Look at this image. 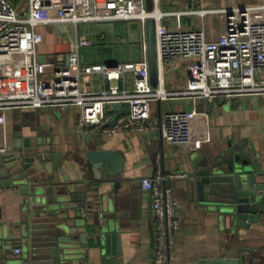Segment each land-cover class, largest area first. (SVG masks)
I'll use <instances>...</instances> for the list:
<instances>
[{"label": "crops", "instance_id": "0c3cea01", "mask_svg": "<svg viewBox=\"0 0 264 264\" xmlns=\"http://www.w3.org/2000/svg\"><path fill=\"white\" fill-rule=\"evenodd\" d=\"M262 2L264 0H158V7L163 12L172 13L163 20L170 30L204 28L209 40H217L225 32V19L219 13L201 15L197 10L231 9ZM42 30L45 42L40 46V53L48 56L54 52V63H64L71 47H62L61 29ZM140 31L143 61L141 23ZM126 37H131L129 31ZM146 38L148 45V33ZM102 59L105 58L99 60ZM99 60L82 63H134L120 54L109 56L104 63ZM163 72L166 87L183 88L189 81L186 64L182 61L166 63ZM131 84L132 77L129 76L128 85ZM105 86L106 81L101 75L95 76L93 81L86 80L84 84L87 90H101ZM202 104L201 101L199 105L203 108ZM190 105V100L183 99L160 102L154 108V116L160 117L172 110L185 111ZM210 107L208 133L201 141L184 145L167 142L159 135L134 132L108 134L103 128H81L78 124L80 109L74 106L11 109L6 127H0V146L6 144L11 151L18 141L30 140L33 146L43 144L51 153L61 154L57 167L52 159L49 165L52 166L54 181L78 186L76 196L84 197L78 204L83 205L79 216H82L81 233L86 240V264H150L153 258L150 251L154 216L151 193L143 189L141 180L154 174L158 156L165 173L186 175L192 170L195 157L218 154L229 142L245 140L256 148L264 171V95L219 97ZM99 150L121 151L125 159L124 172L116 187L103 177H97L93 171L87 153ZM184 179L185 176L174 177L165 184L179 202L181 225L175 239L176 264H264V216L257 223H246L229 232L230 222L224 223L216 213L205 210L193 198L186 196ZM23 199L17 189L0 186V222L4 223L1 230L4 235L10 236L13 242L11 254L16 259L25 256V247L14 230L16 224L22 222L26 211L22 207ZM102 223H110V233L117 237L114 242L111 240L109 246L112 253L116 252V257L110 256L95 243V238L103 233L100 229ZM119 247L121 253L118 252ZM17 248L21 249V253L15 252Z\"/></svg>", "mask_w": 264, "mask_h": 264}, {"label": "built area", "instance_id": "2783aa9c", "mask_svg": "<svg viewBox=\"0 0 264 264\" xmlns=\"http://www.w3.org/2000/svg\"><path fill=\"white\" fill-rule=\"evenodd\" d=\"M201 15L219 13L225 19V32L209 40L204 28L173 31L163 22L166 15L154 0L149 11L146 0H27L15 9L0 0V127L8 122V111L22 108L80 109L81 128H103L108 134L157 133L167 142L184 145L208 133L210 105L219 97L264 95V2L231 9H199ZM155 21L158 84L151 85L147 21ZM138 20L143 27V61L114 65H85L80 50L94 46L78 35L79 24ZM71 26L68 33L66 27ZM62 27L70 37L68 63H51L40 53L44 42L42 28ZM58 29L59 28H55ZM41 57H46L43 62ZM186 64L189 81L183 88L164 85L166 63ZM101 75L106 86L85 89L86 80ZM132 84L128 85V77ZM190 100L185 110H172L154 116L160 102ZM198 101H202L203 108ZM123 104L127 112L110 123L116 113L113 104ZM202 108V109H201ZM9 150L0 146V154ZM184 174L165 173L158 156L156 171L141 180L151 193L155 245L152 264H176L175 239L180 228L179 202L166 182ZM17 254L21 249L15 250Z\"/></svg>", "mask_w": 264, "mask_h": 264}, {"label": "water", "instance_id": "95a60500", "mask_svg": "<svg viewBox=\"0 0 264 264\" xmlns=\"http://www.w3.org/2000/svg\"><path fill=\"white\" fill-rule=\"evenodd\" d=\"M149 11L154 0H146ZM148 51L151 85L158 84L155 21H147ZM43 62L46 57H41ZM68 63L69 56L65 57ZM118 116L128 111L123 104H113ZM158 135L157 133H150ZM33 146L30 140L18 141L11 151L0 154V186L17 189L24 197L25 214L14 230L25 247V256L13 258L12 241L1 230L0 264H86V240L81 233L82 216H79L84 197L76 196L79 187L54 181L51 159L58 166L61 154L51 153L46 145ZM43 145V146H42ZM87 157L97 177H103L116 187L124 172L125 159L118 150L89 151ZM183 189L205 210L216 213L224 223L230 222L229 232L257 223L264 216V171L254 145L248 141L229 142L218 154L195 157L192 170L185 175ZM101 233L95 238L96 245L110 256L109 249L116 235L110 233V223H102ZM155 233L152 232L151 255L154 253ZM118 252L121 253L120 247ZM153 260V258H152ZM152 260L150 264H152ZM216 262V261H214Z\"/></svg>", "mask_w": 264, "mask_h": 264}, {"label": "rangeland", "instance_id": "374dc122", "mask_svg": "<svg viewBox=\"0 0 264 264\" xmlns=\"http://www.w3.org/2000/svg\"><path fill=\"white\" fill-rule=\"evenodd\" d=\"M20 9V8H19ZM140 23L138 20L117 21V22H99V23H85L78 25L79 37L82 39L92 40L95 44L92 48L84 47L80 50L81 62H93L109 56L122 55L130 61L142 60L141 48V31ZM61 29L62 33V47L70 48L68 40V33L71 32L72 27L68 26V33L62 31V27H53ZM50 27L49 29H53ZM129 31L131 37L127 38L126 33ZM45 42V35H44ZM47 42V38H46ZM64 42V43H63ZM69 43V44H68ZM69 46H68V45ZM71 49H69L70 51ZM49 61L55 62V53L48 54ZM105 59L99 62L104 63ZM84 64V63H82ZM200 104V101H198Z\"/></svg>", "mask_w": 264, "mask_h": 264}, {"label": "trees", "instance_id": "16d2710c", "mask_svg": "<svg viewBox=\"0 0 264 264\" xmlns=\"http://www.w3.org/2000/svg\"><path fill=\"white\" fill-rule=\"evenodd\" d=\"M9 3L13 6L15 9L21 8L23 5H25L27 0H8Z\"/></svg>", "mask_w": 264, "mask_h": 264}]
</instances>
